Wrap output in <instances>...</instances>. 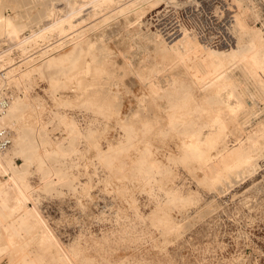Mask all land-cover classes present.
Segmentation results:
<instances>
[{
  "label": "rangeland",
  "instance_id": "rangeland-1",
  "mask_svg": "<svg viewBox=\"0 0 264 264\" xmlns=\"http://www.w3.org/2000/svg\"><path fill=\"white\" fill-rule=\"evenodd\" d=\"M79 9L60 31L56 19ZM236 14L264 41L260 0H0V97H12L0 126L13 130L3 153L29 195L20 223L14 200L0 202V264H264V91L253 65L215 89L202 52L173 61L161 51L183 34L229 46L201 34L228 17L236 39ZM190 140L198 155L182 150ZM239 145L248 160L226 171ZM7 179L0 169V190Z\"/></svg>",
  "mask_w": 264,
  "mask_h": 264
},
{
  "label": "bare ground",
  "instance_id": "bare-ground-1",
  "mask_svg": "<svg viewBox=\"0 0 264 264\" xmlns=\"http://www.w3.org/2000/svg\"><path fill=\"white\" fill-rule=\"evenodd\" d=\"M75 4H77V1H75ZM83 4H85V3H79V5H76V6L77 7H80V6L83 7L84 6ZM74 9H76V7H74ZM74 9H72V10H74ZM72 10L66 12L63 15V17L56 19L55 24L57 25V27H58V29L60 31H64L65 30L64 24H65V22L68 23L67 21H69V23L72 26V24H73L72 23V19H73L72 17L76 16V14H78L81 9L76 10V11H72ZM235 23H236L235 25H236V31H237L238 35H237V38L234 39L235 35H231L230 34V36L227 38V42H225V43L229 44V46H226V47H224V46L223 47H219L218 46L219 48L207 47V46H205L206 44L202 45V43H199L196 39L193 38V36H189L188 34H183V35L179 36L176 33L177 31L175 30V33L178 35V37L176 39H174L171 42H166V43H163L162 40L159 41V42H162L164 44L163 45L164 47L161 49V51L163 50L164 53H165V51L168 50L169 51L168 55H170V59L173 60V61H179V60L183 61V58L187 57L191 53L197 55L198 52H202V56L204 57L205 60H207L208 64L212 67L211 70L213 72V76H212V78H210L208 83H209V85H211L215 89H221V88L225 87V85L227 83L230 84L229 82H231L232 78H233V76L230 74L231 69H233V68H235L237 66L239 67L240 64H242V63H245V64L247 63L246 66L249 67L248 62H250V63H252L253 67L251 66L252 69H251V72H250V76H248V77H249V79H251L254 82V84L259 88L260 91H264V41H263V39H261V34H259L257 32L250 33V30L245 26L241 15L236 14ZM0 24H3V21H1V17H0ZM2 28H3V25H2ZM168 35H169V33H168ZM162 43H160V44H162ZM242 44L246 45L247 49L241 50L240 47H243ZM65 56L58 57V58L54 59L53 62H56V64L58 63L59 66H63L64 62L67 61V59H68V58L66 59ZM163 56H166V55L163 54ZM241 66H243V65H241ZM244 70H246V69L244 68ZM61 71L64 72V70H61ZM188 74L191 75L190 73H188ZM187 76H186V78H188ZM189 77H190V79L188 78V80H190V81L186 82V88H188L189 94L192 96V90H193V88H196L198 86V84H197L196 77H191V76H189ZM204 85L205 84H202L201 87L202 86L204 87ZM188 98H189V96H188ZM88 103H91V100ZM9 108H10V105L8 106L6 112L9 110ZM5 113L2 115L3 117H0V118H2V119H4V118L5 119H12V116H11V114L9 112H7L6 114ZM2 119H0V120H2ZM184 120L186 122H191V121L193 122V121L197 120V117L194 116V115H191V114H185ZM194 134H196V133L192 132V134H190V135H194ZM193 138L192 139L196 140V141L199 139L198 136L197 137L194 136ZM193 140L192 141L190 140V141L194 142ZM237 144H239V143H237ZM20 146H21V140L18 137V142H17V144L14 146V148L12 150L17 152V153H21ZM242 146L243 145H239V146L231 148V151H232L231 153H232V155L234 157V160H232V162H230V163L229 162L227 164L225 163V165L227 166V169H228L226 171L235 169L236 173H237V169L236 168L239 169L243 165V163L246 160H248L247 158L249 156H248V154L245 155L244 149L242 148ZM181 148L186 153H188L190 151H196V153L198 155L200 149H202L203 147L198 145V144L196 145V142L192 143L191 146H188L187 142L183 141ZM140 164H142V163H140ZM206 165L213 169L214 167L217 168V166L219 164L216 165L214 162H209V163L207 162ZM225 165H223V166H225ZM149 168H152V167H149ZM223 168H225V167H223ZM0 169H3V171L5 173H7V175H8V179H7L8 182L5 181L6 184H7L6 188L0 190V202L7 205L11 200H14V205L11 206L10 209H11L13 215L19 217V215H17V213L19 212V209H18L17 206L22 204L23 206H27L28 207L27 203L29 201V195H28V192H27V189H26V183L24 181L25 176H24L23 173L17 172V170L13 166L12 162L9 160L8 156L5 155V153H3V152H0ZM213 170H215V168ZM211 174H209V175H211ZM226 175H227V173H226ZM231 177H233V175H230V178ZM212 178H213V175H212V177L208 176L207 177V181H210V183H213ZM220 178H222V177H220ZM175 193L174 194L172 193V194L176 195ZM173 197H175V196H173ZM176 199L179 200L180 199L179 196H176ZM185 203H186V201H185ZM29 212L37 219V221L39 220V221L44 223V221H43L38 209L35 206L31 207L29 209ZM12 223H13V221L11 219H5V221L3 222V225L7 226V228L9 227L8 231L10 230L11 233H14L13 229L16 228V225L12 224ZM19 223H20V217H19ZM44 233H45L44 234V238H50L51 237V234H50L49 231L44 230ZM9 243H11V241H9Z\"/></svg>",
  "mask_w": 264,
  "mask_h": 264
},
{
  "label": "built area",
  "instance_id": "built-area-1",
  "mask_svg": "<svg viewBox=\"0 0 264 264\" xmlns=\"http://www.w3.org/2000/svg\"><path fill=\"white\" fill-rule=\"evenodd\" d=\"M264 4V0H260ZM227 17L221 24H219L212 31L211 35H207L202 31L201 37L208 44L213 46H221L227 42L226 31L228 26L231 27V23ZM11 93L6 89V93L0 97V117L6 112L11 102ZM13 143V130L8 126H0V152H5Z\"/></svg>",
  "mask_w": 264,
  "mask_h": 264
}]
</instances>
